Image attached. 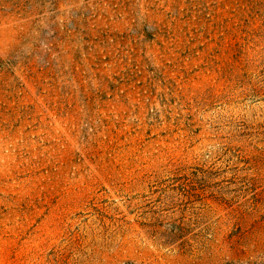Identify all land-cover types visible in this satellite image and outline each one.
I'll return each mask as SVG.
<instances>
[{"label":"rangeland","instance_id":"374dc122","mask_svg":"<svg viewBox=\"0 0 264 264\" xmlns=\"http://www.w3.org/2000/svg\"><path fill=\"white\" fill-rule=\"evenodd\" d=\"M0 264H264V0H0Z\"/></svg>","mask_w":264,"mask_h":264}]
</instances>
